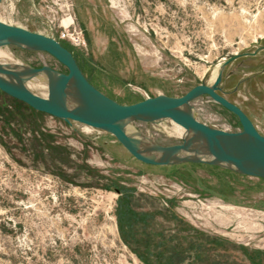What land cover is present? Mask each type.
<instances>
[{
    "label": "rangeland",
    "instance_id": "1",
    "mask_svg": "<svg viewBox=\"0 0 264 264\" xmlns=\"http://www.w3.org/2000/svg\"><path fill=\"white\" fill-rule=\"evenodd\" d=\"M0 20L56 38L64 25L81 28L84 46L61 43L122 104L212 85L226 60L264 45V0H2ZM0 50L68 72L47 52ZM35 78L45 94L48 77ZM220 90L264 135V50L227 65ZM191 109L242 130L207 95ZM131 125L158 145L183 142L171 119ZM125 196L132 212L121 226ZM0 264H264V179L217 164H146L113 134L0 90Z\"/></svg>",
    "mask_w": 264,
    "mask_h": 264
},
{
    "label": "water",
    "instance_id": "2",
    "mask_svg": "<svg viewBox=\"0 0 264 264\" xmlns=\"http://www.w3.org/2000/svg\"><path fill=\"white\" fill-rule=\"evenodd\" d=\"M3 45L47 52L68 69L63 73L47 65L18 66L0 62V90L32 108L69 123L76 121L109 132L136 159L146 164H217L239 174L264 179V135L240 106L219 92L224 68L241 54L236 53L223 63L212 85L197 84L181 96L159 94L122 104L94 86L81 70L73 52L52 36L0 20V46ZM41 75L48 77L47 98L27 87L28 80ZM205 95L235 114L242 130L227 131L198 119L191 103ZM164 119H171L186 130L182 143L163 146L148 138L153 145L146 147L126 131V125L133 122L155 123ZM195 141L197 145L193 147L191 144ZM151 152L161 155L154 156Z\"/></svg>",
    "mask_w": 264,
    "mask_h": 264
},
{
    "label": "bare ground",
    "instance_id": "3",
    "mask_svg": "<svg viewBox=\"0 0 264 264\" xmlns=\"http://www.w3.org/2000/svg\"><path fill=\"white\" fill-rule=\"evenodd\" d=\"M0 62H4V63H10L12 65H21L22 63L20 61H16L13 59V56L10 55L9 53H6L2 50H0ZM219 71V70H218ZM217 75V74H216ZM38 87V86H42V82L40 81L39 78H33V79H30L27 81V87L32 90L35 94H37L38 96H41V97H45L47 98L48 97V81H45V84H43L44 87L42 88H45V94H38L37 92H35L33 90V87ZM40 88V87H39ZM41 92V91H40ZM175 125L177 127V129L181 130L183 129L182 126H180L179 124H177L175 122ZM174 126V125H173ZM126 131L128 134L132 135V136H135L136 138L140 139L142 142H143V146H146V147H150L153 145V143L148 139L146 138L145 136H143L139 130H137L136 128H134L131 124H127L126 125ZM172 131H173V128H172ZM180 131V132H181ZM186 130L183 132L184 135H186ZM193 147H195L197 145L196 141L193 142L191 144ZM151 155H154V156H160L161 153H157V152H151L150 153Z\"/></svg>",
    "mask_w": 264,
    "mask_h": 264
},
{
    "label": "built area",
    "instance_id": "4",
    "mask_svg": "<svg viewBox=\"0 0 264 264\" xmlns=\"http://www.w3.org/2000/svg\"><path fill=\"white\" fill-rule=\"evenodd\" d=\"M52 37L56 38L52 35ZM59 41H66L76 47H82L86 44L83 30L72 23L64 25L60 31L58 38Z\"/></svg>",
    "mask_w": 264,
    "mask_h": 264
},
{
    "label": "trees",
    "instance_id": "5",
    "mask_svg": "<svg viewBox=\"0 0 264 264\" xmlns=\"http://www.w3.org/2000/svg\"><path fill=\"white\" fill-rule=\"evenodd\" d=\"M63 42V41H61ZM63 44V43H62ZM64 45V44H63ZM65 46V45H64ZM74 54V53H73ZM75 56V55H74ZM76 58V57H75ZM77 60V58H76ZM78 62V61H77ZM79 65V63H78ZM80 66V65H79ZM81 68V67H80ZM82 70V69H81ZM89 80V79H88ZM118 190V189H117ZM121 193V190H118ZM123 200V199H122ZM124 202L122 201V203L120 204V209H119V218H120V223L121 226H123V221H126L129 219V217L131 216V212H132V208L130 206V202H129V198H127V196L124 197Z\"/></svg>",
    "mask_w": 264,
    "mask_h": 264
},
{
    "label": "flooded vegetation",
    "instance_id": "6",
    "mask_svg": "<svg viewBox=\"0 0 264 264\" xmlns=\"http://www.w3.org/2000/svg\"><path fill=\"white\" fill-rule=\"evenodd\" d=\"M262 50H264V45L261 46V47H259V48H258L256 51H254V52L242 53V54L239 55L238 57L232 59V60L229 62V64H230L232 61H234V60H236V59H238L239 57H242V56L255 57V56H257V54H258L260 51H262ZM229 64H228V65H229ZM219 92H221V90H219Z\"/></svg>",
    "mask_w": 264,
    "mask_h": 264
}]
</instances>
